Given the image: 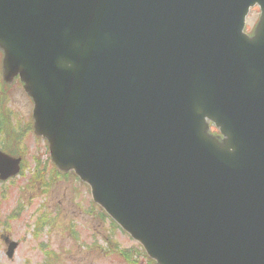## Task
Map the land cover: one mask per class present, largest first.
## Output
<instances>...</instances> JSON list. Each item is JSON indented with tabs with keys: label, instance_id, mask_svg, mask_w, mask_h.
<instances>
[{
	"label": "water",
	"instance_id": "water-1",
	"mask_svg": "<svg viewBox=\"0 0 264 264\" xmlns=\"http://www.w3.org/2000/svg\"><path fill=\"white\" fill-rule=\"evenodd\" d=\"M0 47L54 163L158 264H264V0H0Z\"/></svg>",
	"mask_w": 264,
	"mask_h": 264
},
{
	"label": "rangeland",
	"instance_id": "rangeland-1",
	"mask_svg": "<svg viewBox=\"0 0 264 264\" xmlns=\"http://www.w3.org/2000/svg\"><path fill=\"white\" fill-rule=\"evenodd\" d=\"M259 19L253 6L248 34ZM3 61L0 47V148L23 162L18 176L0 180V264H157L127 232L113 228L87 183L54 166L47 139L34 131V102ZM208 132L223 140L212 122ZM7 240L17 244L11 257Z\"/></svg>",
	"mask_w": 264,
	"mask_h": 264
},
{
	"label": "trees",
	"instance_id": "trees-1",
	"mask_svg": "<svg viewBox=\"0 0 264 264\" xmlns=\"http://www.w3.org/2000/svg\"><path fill=\"white\" fill-rule=\"evenodd\" d=\"M3 145H5V144H3ZM5 149H7V148H5ZM111 223H112L113 228H116L117 227V225L113 221H111Z\"/></svg>",
	"mask_w": 264,
	"mask_h": 264
},
{
	"label": "flooded vegetation",
	"instance_id": "flooded-vegetation-1",
	"mask_svg": "<svg viewBox=\"0 0 264 264\" xmlns=\"http://www.w3.org/2000/svg\"><path fill=\"white\" fill-rule=\"evenodd\" d=\"M8 241V240H7Z\"/></svg>",
	"mask_w": 264,
	"mask_h": 264
}]
</instances>
